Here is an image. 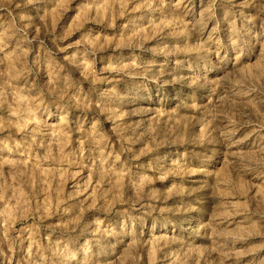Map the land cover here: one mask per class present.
<instances>
[{"label": "rangeland", "instance_id": "rangeland-1", "mask_svg": "<svg viewBox=\"0 0 264 264\" xmlns=\"http://www.w3.org/2000/svg\"><path fill=\"white\" fill-rule=\"evenodd\" d=\"M0 264H264V0H0Z\"/></svg>", "mask_w": 264, "mask_h": 264}]
</instances>
